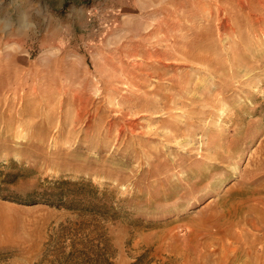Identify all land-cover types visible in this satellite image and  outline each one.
Listing matches in <instances>:
<instances>
[{"label": "rangeland", "instance_id": "374dc122", "mask_svg": "<svg viewBox=\"0 0 264 264\" xmlns=\"http://www.w3.org/2000/svg\"><path fill=\"white\" fill-rule=\"evenodd\" d=\"M0 264H264V0H3Z\"/></svg>", "mask_w": 264, "mask_h": 264}, {"label": "bare ground", "instance_id": "6f19581e", "mask_svg": "<svg viewBox=\"0 0 264 264\" xmlns=\"http://www.w3.org/2000/svg\"><path fill=\"white\" fill-rule=\"evenodd\" d=\"M218 7V6H217ZM220 7V6H219ZM216 10H218V9H216ZM222 10H224L223 8H222ZM223 13V12H222ZM220 15V14H219ZM197 17V16H196ZM201 18V20H203L202 19V17H200ZM217 20V19H216ZM223 20V19H222ZM225 21V20H224ZM226 24V23H225ZM227 31V30H226ZM221 32H223V31H221ZM223 34V33H222ZM224 39V38H223ZM217 45V44H216ZM187 51V50H186ZM185 51V52H186ZM62 62V61H61ZM8 99V98H7ZM11 104V103H10ZM19 109V108H18ZM226 111V110H225ZM9 112V111H8ZM219 112H222L220 109H219ZM17 113V112H16ZM230 118V117H229ZM9 126V125H8Z\"/></svg>", "mask_w": 264, "mask_h": 264}, {"label": "clouds", "instance_id": "9594fccd", "mask_svg": "<svg viewBox=\"0 0 264 264\" xmlns=\"http://www.w3.org/2000/svg\"><path fill=\"white\" fill-rule=\"evenodd\" d=\"M2 2H3V0H0V3H2ZM6 19H7V18H6ZM31 26H32V28H34V27H35V24L32 23Z\"/></svg>", "mask_w": 264, "mask_h": 264}]
</instances>
